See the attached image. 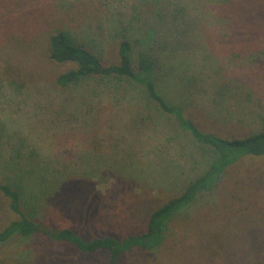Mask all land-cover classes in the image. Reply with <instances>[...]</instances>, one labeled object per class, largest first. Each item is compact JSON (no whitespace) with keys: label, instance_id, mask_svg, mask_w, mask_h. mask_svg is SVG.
<instances>
[{"label":"rangeland","instance_id":"obj_1","mask_svg":"<svg viewBox=\"0 0 264 264\" xmlns=\"http://www.w3.org/2000/svg\"><path fill=\"white\" fill-rule=\"evenodd\" d=\"M60 29L105 63L129 39L134 57L146 52L161 66L166 97L206 131L236 137L264 129V0H0V181L24 184L34 218L86 238L139 231L147 213L206 164L207 153L171 116L142 110L123 89L118 95L95 81L60 88L55 79L70 65L47 53ZM13 217L0 193V228ZM259 231L264 158L229 168L170 222L159 248L124 254L121 264H229ZM39 256L107 260L104 251L40 235L0 245L5 264Z\"/></svg>","mask_w":264,"mask_h":264},{"label":"trees","instance_id":"obj_2","mask_svg":"<svg viewBox=\"0 0 264 264\" xmlns=\"http://www.w3.org/2000/svg\"><path fill=\"white\" fill-rule=\"evenodd\" d=\"M48 59L70 65L55 79L60 88H68L82 81H95L110 85L120 95L123 89L142 110L156 111L171 116L175 129L184 133L191 145L207 153L204 169L187 180L181 190L154 206L145 219V227L139 231L116 234H100L86 238L73 227H60L51 222L37 219L30 212L28 196L22 191L24 184L16 185L0 181V193L7 200L9 211L14 217L0 228V245L12 238H27L40 235L46 239L63 243L84 253L104 251L105 264H121L124 254H136L159 248L164 240L170 222L186 212L202 193L212 191L222 174L229 168L251 163L256 158H264V129L243 136L226 137L202 129L188 116L185 108L170 101L161 90L159 81L162 68L154 57L140 52L134 57L132 42L122 38L118 42L116 60L103 62L93 50L78 42L64 29L56 30L48 37ZM138 108L140 111L141 108ZM141 112V111H140ZM142 115L138 113L137 117ZM151 115V114H150ZM142 119L146 117L142 116ZM78 187L76 183H66ZM79 188V187H78ZM250 233V232H249ZM253 239L240 258H225L229 264H264V234L251 232ZM234 247H237L236 243ZM233 255V248L229 250ZM0 264L5 262L0 261ZM17 264H60L57 259L39 256L32 263Z\"/></svg>","mask_w":264,"mask_h":264}]
</instances>
